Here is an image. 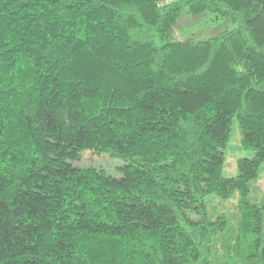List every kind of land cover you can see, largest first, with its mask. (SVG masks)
Returning a JSON list of instances; mask_svg holds the SVG:
<instances>
[{"label": "trees", "instance_id": "1", "mask_svg": "<svg viewBox=\"0 0 264 264\" xmlns=\"http://www.w3.org/2000/svg\"><path fill=\"white\" fill-rule=\"evenodd\" d=\"M203 11L236 25L175 36ZM263 161L264 0H0V264H264Z\"/></svg>", "mask_w": 264, "mask_h": 264}, {"label": "rangeland", "instance_id": "2", "mask_svg": "<svg viewBox=\"0 0 264 264\" xmlns=\"http://www.w3.org/2000/svg\"><path fill=\"white\" fill-rule=\"evenodd\" d=\"M236 23L228 17H216L214 12L203 11L200 13L184 12L174 27L177 38H205L216 34L226 28H232ZM250 148L242 144V132L238 121L233 118L230 127L229 139L223 148V174L226 176L237 173L236 160L242 156H252ZM123 160L112 156L109 153H94L84 150L78 160L73 161L76 166H92L97 170H105L112 174H118V168ZM258 177L250 182L248 197L254 202L264 200V161L259 166ZM238 192L229 198H220L215 194L206 197L207 210L211 217L217 213L224 212L234 218L238 214L237 210Z\"/></svg>", "mask_w": 264, "mask_h": 264}]
</instances>
